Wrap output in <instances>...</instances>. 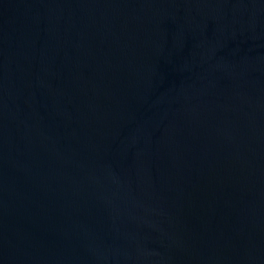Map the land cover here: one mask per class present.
I'll return each instance as SVG.
<instances>
[{
    "label": "water",
    "instance_id": "95a60500",
    "mask_svg": "<svg viewBox=\"0 0 264 264\" xmlns=\"http://www.w3.org/2000/svg\"><path fill=\"white\" fill-rule=\"evenodd\" d=\"M0 264H264V0H0Z\"/></svg>",
    "mask_w": 264,
    "mask_h": 264
}]
</instances>
